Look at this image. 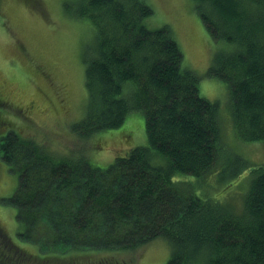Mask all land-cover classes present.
I'll list each match as a JSON object with an SVG mask.
<instances>
[{
  "label": "trees",
  "instance_id": "16d2710c",
  "mask_svg": "<svg viewBox=\"0 0 264 264\" xmlns=\"http://www.w3.org/2000/svg\"><path fill=\"white\" fill-rule=\"evenodd\" d=\"M193 2L217 44L206 75L226 83L236 135L264 140V0ZM70 4L73 17L95 28L82 56L84 115L72 131L94 143L93 134L141 111L148 144L101 167L72 143L62 149L13 130L0 137L1 160L18 174L14 193L1 201L16 208L19 239L40 251L19 246L0 222V264L89 262V252L127 254L157 237L171 248L164 264H264L263 164L249 169L239 208L177 178L216 175L226 188L249 164L228 150L219 165V103L199 94L200 76L182 66L171 28L145 25L153 10L144 0Z\"/></svg>",
  "mask_w": 264,
  "mask_h": 264
},
{
  "label": "rangeland",
  "instance_id": "374dc122",
  "mask_svg": "<svg viewBox=\"0 0 264 264\" xmlns=\"http://www.w3.org/2000/svg\"><path fill=\"white\" fill-rule=\"evenodd\" d=\"M71 1L0 0V113L3 114L0 137L13 130L36 142L57 140L62 149L72 143V148L83 152L92 164L106 167L128 148L148 144L145 117L141 111L129 113L118 128L93 134L94 143L87 138H77L72 131V125L84 115L86 89L82 56L95 28L89 19L71 15L75 10ZM144 1L153 10L144 19L145 25L152 29L162 25L171 28L183 54L182 66L193 69L200 76L199 94L219 103L223 143L219 165L225 156L232 154L240 155L249 164L235 180L228 182L226 188L218 187L216 175L205 179L191 175L177 178L195 184L198 195L208 194L239 208L249 169L264 165V140L242 141L236 135L229 112L227 85L219 78L206 75L217 44L203 24L193 0ZM128 90L125 85L123 92ZM17 182L18 174L10 171L0 156V222L15 243L37 256L39 249L18 237L16 208L1 201L14 193ZM170 253L167 241L157 237L134 252L115 255L86 252L95 263L89 260L71 264H164Z\"/></svg>",
  "mask_w": 264,
  "mask_h": 264
}]
</instances>
